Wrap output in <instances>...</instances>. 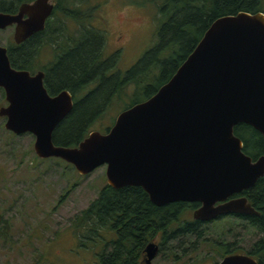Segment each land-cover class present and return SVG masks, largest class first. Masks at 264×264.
<instances>
[{"label":"water","instance_id":"water-1","mask_svg":"<svg viewBox=\"0 0 264 264\" xmlns=\"http://www.w3.org/2000/svg\"><path fill=\"white\" fill-rule=\"evenodd\" d=\"M49 0L22 4L16 14L0 12V30L15 26L20 44L42 32L51 16ZM44 73L11 67L0 46V107L4 129L31 134L39 159H58L80 176L105 166L113 189L139 187L156 207L198 203L192 219L258 216L244 197L227 200L264 176V154L243 152L233 133L238 124L257 131L264 148V14L239 12L214 20L192 52L154 95L117 115L104 133L91 131L74 147L55 146L52 133L71 112L66 90L50 95ZM151 264L157 246L144 248ZM217 264H258L248 255H228Z\"/></svg>","mask_w":264,"mask_h":264},{"label":"trees","instance_id":"trees-1","mask_svg":"<svg viewBox=\"0 0 264 264\" xmlns=\"http://www.w3.org/2000/svg\"><path fill=\"white\" fill-rule=\"evenodd\" d=\"M54 2L53 14L46 21L44 31L19 45L12 41L7 46V57L13 69L34 74L35 60L45 45L41 37L46 33L53 34V24L61 25L62 19L77 25L59 57L37 67V71L45 75L43 84L50 95L66 90L73 96L71 112L52 133L53 144L63 147H74L86 138L91 125L113 100L124 96L126 88H131L132 98L139 94L142 99L133 101L125 109L154 95L192 52L214 20L239 12L264 13V0H143L152 7L155 17V21L152 20V45L122 73L113 71L114 66L103 59V30L83 25L98 20L95 10L99 6H91V0ZM14 11L16 6L0 1V12ZM53 62L59 67L54 74ZM233 133L242 141L244 154L252 160L264 154L261 135L253 128L238 124ZM240 196L259 213L258 216H237L244 222V228L259 235L250 248L244 250L258 264H264V176ZM198 206V203L177 202L156 207L139 187L113 189L105 184L96 198L74 216L70 228L78 243L90 250L103 239L102 230L114 235V239L105 242L102 251L95 254V264H140L146 244L158 235L161 245L188 236L202 239L201 222L181 221L184 213L192 212ZM147 210L150 216L146 215ZM219 249L226 250V254L241 253L242 250L234 244Z\"/></svg>","mask_w":264,"mask_h":264},{"label":"rangeland","instance_id":"rangeland-1","mask_svg":"<svg viewBox=\"0 0 264 264\" xmlns=\"http://www.w3.org/2000/svg\"><path fill=\"white\" fill-rule=\"evenodd\" d=\"M141 3L146 2L91 0L89 3L99 6L95 10L98 20L83 25L103 30L102 56L114 66L115 72L126 71L152 45L155 17L152 7ZM54 25L53 34L41 37L45 45L35 60L34 72L54 61L77 30V25L69 20L62 19L61 25ZM12 35V28L0 31V45L9 46ZM131 91L128 87L124 96L113 100L91 125L90 132L104 133L130 103L142 99L139 94L132 98ZM4 106V93L0 89V107ZM4 122L0 118V264H95V254L114 235L102 230L99 244L86 249L76 240L70 222L106 184L105 166L80 176L61 160L39 159L33 152L34 137L13 135L4 129ZM184 220H192V212L184 213L181 221ZM244 225L232 217L206 223L201 226L202 239L188 236L171 241L159 249L151 264H212L219 260L215 254L219 249L217 244H234L247 250L259 235ZM152 241L159 243V236Z\"/></svg>","mask_w":264,"mask_h":264},{"label":"flooded vegetation","instance_id":"flooded-vegetation-1","mask_svg":"<svg viewBox=\"0 0 264 264\" xmlns=\"http://www.w3.org/2000/svg\"><path fill=\"white\" fill-rule=\"evenodd\" d=\"M0 1H3V0H0ZM17 1H19V0H14V1H3V2H5L7 5H11V6H13L14 8H15V6H16V11H14L13 13H9V14H16L17 13V11H18V9H19V7L22 5V4H27V3H31V2H33V1H35V0H30L29 2H22V3H18ZM51 5H53V9H54V6H55V2L53 1V0H49L48 1ZM2 13V12H1ZM53 14V10H52V13H51V15ZM262 14H264V13H262ZM51 17V16H50ZM49 17V18H50ZM48 18V19H49ZM47 19V20H48ZM8 28H12L13 29V32H14V28H15V26H11V27H7V28H5V29H8ZM5 29H3V30H5ZM3 30H0V31H3ZM44 31V30H43ZM56 31V30H55ZM40 32H38V33H35V34H33L32 36H34V35H37V34H39ZM31 36V37H32ZM29 39V38H28ZM12 40H13V35H12ZM13 42H14V40H13ZM15 43V42H14ZM23 43V42H22ZM16 44V43H15ZM21 44V43H20ZM16 45H19V44H16ZM1 46V45H0ZM1 47H4V46H1ZM6 48V50H7V47H5ZM59 55H60V53L58 54H56L55 55V58L57 59L58 57H59ZM56 63V62H55ZM54 62H53V74L55 73V72H57L58 71V69H59V67L55 64ZM15 70H17V69H15ZM38 72V71H37ZM44 77H45V75H44ZM54 95H56V94H54L53 93V96ZM262 156V155H261ZM260 157V156H259ZM240 194H242V192L241 193H239V194H235V195H233V196H231L230 198H228L227 200H231V199H235V198H239V197H243V196H240ZM149 200V199H148ZM150 202V201H149ZM151 203V202H150ZM152 204V203H151ZM153 205V204H152ZM200 206V205H199ZM198 206V207H199ZM196 210V209H195ZM193 212H194V210L192 211V214H193ZM146 215H149L150 216V212L147 210V213H146ZM258 215H259V213H258ZM237 216H242V215H227V216H221V217H218V218H216L215 220H212V221H210V222H214V221H216V220H219V219H221V218H224V217H232L233 219H237V220H240ZM193 220V219H192ZM149 221H150V219H149ZM202 223V222H201ZM206 223H209V222H204V223H202L201 224V226H203L204 224H206ZM159 236V243H155L154 241H150V242H148L147 244H149V243H154L156 246H157V253L159 252V249L160 248H162L165 244H168L170 241H168V242H166V243H164V244H162L161 245V243H160V235H158ZM146 244V245H147ZM225 246H228V244H226V245H224V246H222V245H219V244H217V247H225ZM222 250V249H221ZM227 253V251L225 250H222V251H220V249H218V250H216V252H215V254H216V257L219 259L217 262H213L212 264H217V263H219L224 257H226V256H228V255H237V254H240V255H247V252L244 250V249H242L241 250V253H234V254H226ZM248 256H250V255H248ZM251 257V256H250ZM144 258H145V253H144V250H143V256H142V258H141V261H140V264L141 263H143L144 264ZM251 258H253V257H251ZM254 259V258H253ZM255 260V259H254ZM256 261V260H255ZM152 262V261H151ZM257 262V261H256ZM258 263V262H257Z\"/></svg>","mask_w":264,"mask_h":264}]
</instances>
